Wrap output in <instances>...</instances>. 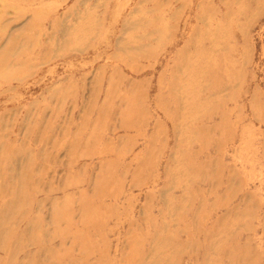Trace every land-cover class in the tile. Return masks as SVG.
Returning a JSON list of instances; mask_svg holds the SVG:
<instances>
[{"label":"rangeland","instance_id":"obj_1","mask_svg":"<svg viewBox=\"0 0 264 264\" xmlns=\"http://www.w3.org/2000/svg\"><path fill=\"white\" fill-rule=\"evenodd\" d=\"M0 264H264V0H0Z\"/></svg>","mask_w":264,"mask_h":264}]
</instances>
